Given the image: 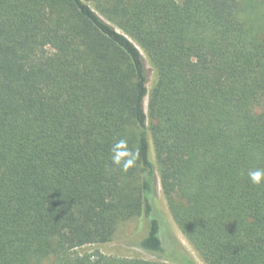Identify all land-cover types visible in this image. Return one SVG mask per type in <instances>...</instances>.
I'll use <instances>...</instances> for the list:
<instances>
[{"label": "trees", "instance_id": "obj_1", "mask_svg": "<svg viewBox=\"0 0 264 264\" xmlns=\"http://www.w3.org/2000/svg\"><path fill=\"white\" fill-rule=\"evenodd\" d=\"M256 168L264 0H0V264H197L159 189L206 264H264ZM136 217L160 260L77 251Z\"/></svg>", "mask_w": 264, "mask_h": 264}, {"label": "rangeland", "instance_id": "obj_2", "mask_svg": "<svg viewBox=\"0 0 264 264\" xmlns=\"http://www.w3.org/2000/svg\"><path fill=\"white\" fill-rule=\"evenodd\" d=\"M176 1L180 2L181 0H176ZM133 41L137 44V46L141 50L143 56L146 59L147 65L150 68L151 73L148 83V89L149 91H151L157 79L156 69L154 68L153 64L151 63L149 57L147 56L143 48L140 47L135 40ZM147 104H148V97L146 98L145 106H147ZM159 196L162 201V206L167 214L169 225L171 227L170 229L173 235L175 236V238L178 240L181 246L186 250V252L191 256V258L197 264H206L205 261L197 252V250L192 246V244L188 241V239L184 236V234L180 231V229L173 221L167 209L166 202L162 195L161 189H159ZM145 228H146V220L143 217L132 218L124 222L117 228L113 236V239L111 241L102 244H88L80 248H77V251L83 254L98 250L105 255L126 257V258H142L146 260H160L161 258L159 259L157 255L141 249L134 243L142 235Z\"/></svg>", "mask_w": 264, "mask_h": 264}, {"label": "clouds", "instance_id": "obj_3", "mask_svg": "<svg viewBox=\"0 0 264 264\" xmlns=\"http://www.w3.org/2000/svg\"><path fill=\"white\" fill-rule=\"evenodd\" d=\"M118 143L124 144L126 142L121 140ZM113 159L115 163H119V161H117L115 157ZM132 163L133 161L131 159L125 161L123 164L124 170L126 171L127 168L131 166ZM247 175L252 184L257 185V186L264 185V168H256L254 170H249Z\"/></svg>", "mask_w": 264, "mask_h": 264}]
</instances>
